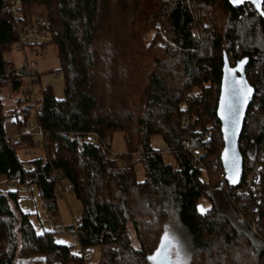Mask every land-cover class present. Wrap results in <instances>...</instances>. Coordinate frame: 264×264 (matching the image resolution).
<instances>
[{
  "label": "trees",
  "instance_id": "1",
  "mask_svg": "<svg viewBox=\"0 0 264 264\" xmlns=\"http://www.w3.org/2000/svg\"><path fill=\"white\" fill-rule=\"evenodd\" d=\"M21 2V23L38 13L47 17L50 39L31 45H56L65 97L57 100L47 87L33 103L27 79L7 59L19 37L0 0V176L35 185L54 215L57 182L50 174L60 172L82 206V245L101 251L96 264H149L147 256L173 217L188 230L190 264H264V16L250 5L235 9L229 0ZM152 29L146 45L142 36ZM224 55L231 65L249 60L246 76L256 88L240 152L242 181L259 167L257 195L236 194L225 179L217 117ZM37 81L34 73L33 85ZM5 87L17 96L12 110L2 99ZM186 116L194 119L189 131L182 125ZM32 117L44 134L43 146L32 134L19 140L6 136V120L14 118L21 129L30 126ZM208 127L212 138L204 142ZM91 132L110 140L122 133L126 152L109 158L89 141ZM155 138L162 147L153 145ZM184 140L200 145L202 169L193 166ZM23 144L41 148L33 169L19 158ZM136 164L144 172L141 180ZM203 197L211 207L200 213ZM253 207L259 210L257 233ZM130 224L139 250L131 243ZM55 234H38L29 215L20 211L17 193L0 191V264L37 255L46 264H84L69 246L56 242Z\"/></svg>",
  "mask_w": 264,
  "mask_h": 264
},
{
  "label": "rangeland",
  "instance_id": "2",
  "mask_svg": "<svg viewBox=\"0 0 264 264\" xmlns=\"http://www.w3.org/2000/svg\"><path fill=\"white\" fill-rule=\"evenodd\" d=\"M37 15L46 17V15L43 13H38ZM157 27L161 28L160 24H158ZM155 31V29H152L143 34L142 38L146 45L150 44V41L154 36H151V33H154ZM161 33L162 35H165L164 31H161ZM147 35L149 36L146 37ZM163 40L165 41V44H169L170 42V40L167 38H164ZM27 44L28 45L24 47L23 51L16 49L15 47L12 52L7 54V59L11 60L15 64L18 73H21V67L25 62H27L29 68L35 72L36 79L38 78L39 82H35L33 88L34 94L38 100L41 90L47 87H51L53 89L57 100H63L65 97L64 78L62 73L59 72L61 65L58 58V49L56 45L50 44L45 48H42L41 46L31 45L35 43ZM26 82L29 85L28 80H26ZM16 98L17 96H13L9 88H4L2 99L5 103L6 109L15 107ZM34 124V117H32L31 123L29 125L30 127H33L35 126ZM152 142L156 148L162 147V143H160L158 138H155ZM111 151L117 155H122L126 152V145L122 133H116L112 137ZM38 154H41V152H33L31 155L27 156L23 147L18 149V155L22 160L28 159V161H32L38 156ZM166 161L174 163L173 158L170 156H166ZM29 163L30 162L26 163V166H28ZM136 169L139 179H143L144 172L142 167L138 165L136 166ZM203 177L206 180L205 174ZM0 191L3 193H17L20 211L26 215H29L30 221L38 234H43L45 231L56 232V242H62L58 244L69 246L72 243L73 235L59 234L56 230L60 226L70 228L73 225L74 220L78 221L81 218L82 206L73 192H70L66 199L61 198L57 194L56 203L58 210L57 214L53 215L47 209L46 202L39 195L38 189L35 185H32L29 190H24L23 185H21L16 179H6L4 176H0ZM210 207L211 203L207 198L203 197L199 200L198 210L200 213H205ZM224 208L225 210H229L227 203H224ZM128 231L133 247L136 250H139L140 244L131 224L128 226ZM165 232L174 242V245L170 251L172 264H190L192 246L190 244L188 230L182 226L175 217H173L166 224ZM91 250L93 251L92 254L94 255L97 263L100 258L101 251L98 247H93Z\"/></svg>",
  "mask_w": 264,
  "mask_h": 264
},
{
  "label": "built area",
  "instance_id": "3",
  "mask_svg": "<svg viewBox=\"0 0 264 264\" xmlns=\"http://www.w3.org/2000/svg\"><path fill=\"white\" fill-rule=\"evenodd\" d=\"M5 4L4 13L10 15L13 20H15L14 23V29L16 33L18 34L19 41L16 45V49H19L23 51L24 47L28 45L27 43H35V44H41L46 43L50 39V30L48 25L47 17L36 15L30 23H21L22 19V13L20 11L22 2L21 0H3ZM155 33V32H154ZM154 33H151V36L154 35ZM147 35L146 37H148ZM165 43V41H162ZM176 47V46H175ZM21 73L25 76V78L28 80L29 85L31 87L32 91V101L33 103H36V96L34 94V88H33V78H34V71H32L27 62H25L21 67ZM194 119L186 116L183 119V128L186 130H190L192 127ZM208 130L205 132L203 141H209L212 138V127H208ZM36 143L39 146L44 145V134L40 127L36 128V132L34 134ZM70 139H74V135H70ZM89 141L93 142L96 145H100L107 153L109 158L114 159L117 158L120 155H117L113 151H111V140L109 138H102L97 133L91 132L88 134ZM183 149L189 154L191 158V162L193 166L197 169H202L203 163L201 160V155L203 154V151L200 149V145H193L190 140H184L182 142ZM140 153V152H139ZM122 161L125 162V159L122 158ZM137 166V164H136ZM29 169H33V162H30L28 165ZM259 167H255L254 169H251L247 172L245 175L244 181L241 182V185L236 188V194H245L249 191H253V195H257L256 193V184H257V171ZM50 180L57 182V194L63 199H66L67 195L72 192V185L66 181L62 180V174L58 171H52L50 174ZM31 188L30 184L23 185L24 190H29ZM251 197V195H250ZM259 210L257 207H253V230L255 233H257L256 229V223L259 220ZM80 226V220H74L73 225L70 228H66L63 226H60L57 228V233L59 234H70L73 235V241L69 245L70 251L72 255H74L77 258L82 259L84 264H96V259L94 258V255L92 254V247H84L79 239V233L78 228ZM52 264H60L59 262H53ZM70 264H75L74 262Z\"/></svg>",
  "mask_w": 264,
  "mask_h": 264
},
{
  "label": "water",
  "instance_id": "4",
  "mask_svg": "<svg viewBox=\"0 0 264 264\" xmlns=\"http://www.w3.org/2000/svg\"><path fill=\"white\" fill-rule=\"evenodd\" d=\"M229 3L235 9H241L246 5H250L259 14L261 11H264L263 0H260L259 8L252 3V0H244V3L240 4L229 0ZM248 62L249 60L245 58L236 65H231L227 56L224 55L220 96L217 107V117L221 124V134L224 143L221 162L225 179L232 188H238L243 179L244 160L240 152V139L247 112L256 94V88L249 83L246 76ZM230 105L235 110L231 117H229L228 112ZM222 117L224 118L222 119ZM226 136L228 137L227 140L225 139ZM165 234L167 233L164 232L162 234L156 250L147 256L149 264H172L170 251L174 242L168 237V234L165 238ZM158 251L159 255H157ZM153 256L156 257L155 260L149 259V257Z\"/></svg>",
  "mask_w": 264,
  "mask_h": 264
},
{
  "label": "crops",
  "instance_id": "5",
  "mask_svg": "<svg viewBox=\"0 0 264 264\" xmlns=\"http://www.w3.org/2000/svg\"><path fill=\"white\" fill-rule=\"evenodd\" d=\"M13 107L11 108H8L6 110H12ZM36 128L33 126V127H25V128H21L19 129L16 125H15V119L12 118V119H8L6 120L5 122V131H6V136L9 137V138H13L14 140H19L21 135H28V134H32L34 136L36 130ZM20 147H23L24 151H25V154L28 156V155H31L33 152H36V153H39L41 152V148H29L28 146L26 145H22ZM29 151V152H28ZM41 155V154H38V156ZM26 156V157H27ZM20 158V156H19ZM21 159V158H20ZM25 164L28 163V162H33L32 161H28L27 160H22ZM16 264H46V259L44 256H40V255H37V256H30V257H20L17 259L16 261Z\"/></svg>",
  "mask_w": 264,
  "mask_h": 264
},
{
  "label": "snow or ice",
  "instance_id": "6",
  "mask_svg": "<svg viewBox=\"0 0 264 264\" xmlns=\"http://www.w3.org/2000/svg\"><path fill=\"white\" fill-rule=\"evenodd\" d=\"M233 3H237V4L244 3V0H233ZM252 3L255 4L258 8L260 7V0H252ZM260 14L262 16H264V11H261ZM241 63H243V62H241ZM249 91H250V89H249ZM234 111H235L234 108L230 105L229 109H228L229 117H231L233 115ZM223 118L224 117H222V119ZM225 139L227 140L228 137L226 136ZM226 154H227V150H226ZM166 237H167V234H165V238ZM58 243H62V242L58 241ZM162 247H163V245H162ZM157 255H159V251H158ZM149 259L155 260L156 257L155 256L149 257Z\"/></svg>",
  "mask_w": 264,
  "mask_h": 264
}]
</instances>
